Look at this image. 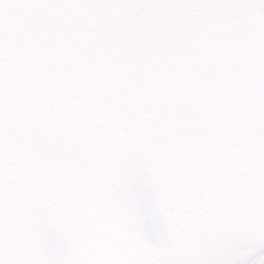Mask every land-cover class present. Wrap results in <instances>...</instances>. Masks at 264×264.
I'll return each mask as SVG.
<instances>
[{
    "label": "snow or ice",
    "instance_id": "obj_1",
    "mask_svg": "<svg viewBox=\"0 0 264 264\" xmlns=\"http://www.w3.org/2000/svg\"><path fill=\"white\" fill-rule=\"evenodd\" d=\"M0 264H264V0H0Z\"/></svg>",
    "mask_w": 264,
    "mask_h": 264
}]
</instances>
